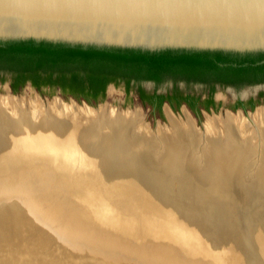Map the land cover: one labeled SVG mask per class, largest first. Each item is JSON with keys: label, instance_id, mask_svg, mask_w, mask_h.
<instances>
[{"label": "water", "instance_id": "water-1", "mask_svg": "<svg viewBox=\"0 0 264 264\" xmlns=\"http://www.w3.org/2000/svg\"><path fill=\"white\" fill-rule=\"evenodd\" d=\"M20 42L259 58L264 57V0H0V46ZM261 88L260 85L246 91L257 94ZM8 89L15 94L10 85ZM248 98L249 95L242 94L241 101ZM237 100L235 96L231 103ZM229 103L223 102L221 113L227 112ZM83 104L91 106L86 101ZM166 108L174 113L168 105ZM183 109L192 115L186 106ZM256 110L238 112L250 115ZM207 115L203 112L204 117ZM197 118L201 119L199 115ZM3 138L10 140L12 147L6 152L0 150V264H89L88 259L95 260L94 264H124L127 258L123 256H130L133 251L148 257L157 252L142 246L143 242L134 237V230L97 217L101 211L89 202L84 201L93 207L91 213L71 203L70 195H77L66 190L62 180L71 176L73 166L76 173L83 170L81 167L88 172L87 163L64 164L59 162L64 159L56 158L58 155L54 162L49 153L22 155L16 151L11 136ZM89 156H94L87 158L89 163L93 160L97 170L117 167L98 153ZM36 160L50 161L42 164L46 173L49 171L47 180L62 186L44 189L34 198L33 191L18 188L39 179ZM46 173L41 172L44 175L40 176ZM76 190L82 192L78 187ZM142 231L146 239L157 240L153 234ZM244 235H248L245 230ZM253 241L256 254L248 256L254 261L249 264H264V236H254ZM55 242L59 244L58 252L52 249ZM126 242L131 245L129 248L123 247ZM107 243L112 244L105 246ZM237 263L245 264L246 259L240 257Z\"/></svg>", "mask_w": 264, "mask_h": 264}, {"label": "rangeland", "instance_id": "rangeland-1", "mask_svg": "<svg viewBox=\"0 0 264 264\" xmlns=\"http://www.w3.org/2000/svg\"><path fill=\"white\" fill-rule=\"evenodd\" d=\"M0 75V79L4 80H0V100L29 102L28 104L30 107L26 104V107L28 106L27 109L25 108L21 111V115H24L23 113H25L26 117H29L30 114H34L36 107L42 105L41 103L43 102L44 104H51L50 106H53L56 102H61L67 107L75 106L82 110H97L103 112L104 108H111L110 110L122 111L123 114L140 111L143 114L144 119L137 124L135 128L148 126L150 129L148 134L150 135L153 133L152 136L157 134L159 128L162 131H167V129L172 127L166 115V106L162 109L161 117L157 110H153L147 105L145 106L142 102V93H145V96L151 95L150 92L153 89L151 83H144L142 86L131 84L130 91L128 92L126 86L127 83L122 79H119L117 84H110L108 86L106 97L103 101L98 102L95 105L88 103L91 105L88 106L83 104L84 100L78 101L75 97L70 95L71 93H81L84 91L86 94H90L92 84L86 75H81L77 79V82L72 80V74H68L64 78L59 73H56L53 77H50L49 75H42L41 77L36 76L21 88L17 94H11L8 89V85L11 87L13 84L18 83L17 73L3 71ZM171 83L172 79H168L160 85L158 88L159 91H165L166 88L170 89L172 87ZM34 84H39L41 90H38ZM261 86L264 87V84ZM258 87L260 86L256 85L239 90L218 88L214 92V99L217 101L218 106L215 109L212 108L213 112H208L209 115L206 117L202 116L200 120H198L194 114H190L194 119L196 128L201 132V134L198 135V138L201 139L202 134L206 131L207 127L212 124L213 119L219 118L222 115V103L225 100H228L231 103L235 96H242L243 92H245V94L243 93V96H247L251 93L249 90L246 91L247 89H256ZM207 90L208 89L198 87L196 92L201 93L202 95H207ZM72 99H75L77 102ZM228 106L227 112L225 113L231 115L235 125H238V123L241 124V121L244 119V124H248L252 129H254L255 126L254 121H252L253 114L260 109H264V106L262 105L257 106L255 112L250 113V115H243L241 112L233 110ZM26 111L31 113H27ZM9 113L14 117L17 115L14 111V114L12 111ZM9 113L6 115H9ZM174 114L177 121L180 120L179 122L183 121V123L187 121L183 108L174 111ZM100 124L102 127L96 126L98 130L96 134L98 137L92 132L89 135H84V133L79 131L77 127H68L60 132L56 130L52 131V133L49 132L50 130L42 129L43 127L35 128L30 131H24L20 128H18V130L14 129L17 132L14 130H2L0 131V150L6 152L11 149L12 146L8 143L11 141L3 138L8 135V137H12L14 147L18 148L16 151L25 154L26 156L30 155V157H33L35 154L49 153L52 154L50 160L53 159L54 162H56V158H62L64 160H59V162L64 164H70L73 162L76 166L77 163H87L89 166H86L88 172H85L84 168L81 167L83 170H78L76 173V168L73 166L71 168L72 172H70L71 176L68 175V179L62 180V185L65 186L66 190L71 189V191L77 195H70L69 199L71 203L79 206L80 209H83L84 211L88 210V213H91L93 207L89 206L88 203H85L89 202L90 205L96 207L97 211H101V216L97 217L110 222L112 225L114 224L115 219L119 220L122 226L128 228H134L136 227L135 225H137V227H139V225H142V227L145 225L150 226L153 225L156 220L158 228L164 227L170 223L188 227L203 225L202 231L204 234L202 238L204 242L209 244V246L215 245L217 247H221L223 244L227 246L229 243L227 229H225L226 226L224 225H227L228 227L242 225V237L245 239V242H242L237 238L235 239L237 233H233L232 231H234V229L231 228L232 230L230 233L234 238V242L228 249H235L243 252L245 256H242V259H246V264H249L250 261L252 263L253 257L248 258V256L252 253L256 254V247L247 245V243L252 242L254 236L258 235L260 231L259 225H264V155L259 157L257 154L258 151L254 156L251 155L249 159L246 158V161H236L234 159L227 160V157L225 156V165L228 167L231 174H226V176H231L233 177L231 179L240 183L242 182V179L245 182H248L247 179L251 178L254 180L250 182L251 184L255 183L256 180H258V185L260 184L259 188L256 189L257 191L252 192L250 190L254 195H250L249 191L246 192L247 195L245 197H247V199L249 198L251 200L250 202L248 200L241 201L238 197H235L234 195L232 196L231 193L227 191L230 189L223 184L224 181L220 176V172L223 171L215 170L212 167L213 164L210 157L203 159V165L201 163L197 164L191 162L182 152H179V156L175 158L163 155L157 159V145L155 146V149L152 148L153 151L146 149V153L141 154L134 151L123 137H101L102 131L100 130H103L106 124L103 121ZM12 131H14L13 134H11ZM176 138L174 137L172 140L168 139L169 141H167L166 144L171 141H180L181 139L179 137L178 139ZM218 139L219 140L217 141L220 142V144L217 141L205 142V139L200 143V147H202L201 149H204V151H206L205 148L210 149L212 143L214 145L218 144L217 147L221 149L222 146L224 147L225 145L223 144L224 142L222 143L221 138ZM257 141H260L259 138L255 141L253 139V145L256 143L259 145V142ZM203 142L204 144L207 143L205 144L206 146ZM49 144H53V146ZM58 148L61 150L59 151ZM175 150L180 151V147L175 146ZM222 151L223 150L221 149L220 152L223 155ZM96 153L102 155V159H109L107 162L114 164L117 162L118 165L116 164V166L118 167H109L106 169L104 167V169L98 167L97 170L92 165L93 160L89 163L87 158L94 159V156L89 155H95ZM115 154L119 161L115 160L117 159L114 157ZM56 155L58 156L56 157ZM69 155L71 157H69ZM63 156H65V158H63ZM32 159L33 158L30 160ZM35 159L37 158L35 157ZM36 161L39 166L38 168L40 169V172L38 173L39 175H37L39 179L35 181L33 180V183H23V185L19 186L20 190H23L24 188V190L33 191V193H35L34 197L42 194L44 189L49 190L52 186L61 185L60 182L55 185V183H51L50 180H47L49 178L47 177L49 171L45 176H40L44 175L40 174L41 172H46V168H44L42 164H49L50 161ZM246 164L248 166H246ZM252 164H254V166ZM239 167L240 171L237 172ZM67 169H70V165L67 166ZM224 175L225 173H223V176ZM101 186L104 188L103 190ZM77 187L82 190V192L77 191ZM97 202L98 205L96 204ZM119 206H121V208H119ZM46 207L49 208V206ZM124 213H130L133 215L132 217H126ZM125 219L129 221H125ZM249 224L251 225L250 227ZM244 230L247 231V236L244 235ZM226 238L228 243L226 242ZM148 239L142 241V246L147 247L149 250L157 249L154 247L157 246V240L155 241L152 238L151 240ZM170 239L172 240L168 239L167 241H171L172 244H175L177 247L182 246V249H177V251H175L177 255L171 257L174 259L160 257L161 260H158L157 258V261L154 264H238L237 262H229V260L221 261L212 259V257L209 258L208 256L203 258L202 256L209 253L207 249L205 251L206 253L201 251H189L187 248L183 247L184 244L180 243V241H176L174 238ZM57 246H59V244L55 242L52 248L55 252H58ZM187 255L192 257V259L187 257ZM87 262L94 264L95 260L88 259Z\"/></svg>", "mask_w": 264, "mask_h": 264}, {"label": "bare ground", "instance_id": "bare-ground-1", "mask_svg": "<svg viewBox=\"0 0 264 264\" xmlns=\"http://www.w3.org/2000/svg\"><path fill=\"white\" fill-rule=\"evenodd\" d=\"M243 93L245 94V92H243ZM26 102L27 101H13V100L12 101H5V100L1 101L0 100V131H2V130H14V129L18 130V128H20L21 130H24V131L25 130L30 131V130H33L35 128L43 127L42 129L50 130L49 132L52 133V131L58 130L60 132L64 129L68 128V127H70V128L77 127L79 129V131L84 133V135H89L91 132L95 135L98 132L96 126L102 127V125L100 123H102V121H103L106 125L104 126V124H103V126L105 128H103V130L102 129L100 130V131H102L101 137H103V138H111V137H113V138L114 137H121L122 138L123 137L128 142V145L134 151L139 152L141 154L146 153L145 152L146 149L153 151L152 148L155 149V146L157 145V148H156L157 149V159H159L163 155H165L166 157L171 156L172 158L173 157L175 158V157L179 156L178 155L179 152H182L183 154L186 155L187 158H189V160L191 162H195L197 164H199V163L202 164V161L204 158L210 157V160H212L211 162L213 164L212 167L215 170L223 171V172H220V174H221L220 176L224 181V183L223 182L222 183L230 189L227 191H229L232 196L234 195L235 197H238L239 200H241V201H243V200L247 201L248 200L250 202L251 200L249 198L247 199V197H245L247 195L246 192L249 191L250 195H254L252 192L257 191L256 189H258L260 186V184L258 185V180H256V179H255L256 182L252 183V184L250 182H252L254 180H252L251 178L247 179L248 182H245L242 179V182L240 183L238 181H234L233 179H231L233 177L226 176V174H229V175H231V174H230L228 167L225 165L226 164L225 160L227 157V160L234 159L236 161H242V160L246 161V158L249 159V157L251 155L254 156V154L257 153L258 151L259 152L257 154L259 157L264 155V109H260V110L256 111V113L253 114L252 121H254V123H255L254 129L249 127L248 124L247 125L244 124L245 123L244 119H243V121H241V124L238 123V125H235L231 115H229L227 113H222V115L219 118H215L212 120V124L209 127H207L206 131L202 134V137L200 139V138H198V135H200L201 132H199V130L196 128V126H195L196 124L194 122L193 117L185 109H184V112H185L187 121L185 123H183V121L182 122H179L180 120L177 121L175 114L166 108V115H167L168 121L170 122L172 127L170 129H167V131L166 130L162 131L159 128L157 130L158 132L156 131L157 134L156 135L154 134L152 136L153 133H151L150 135L148 134L150 132L149 131L150 129L148 128V126L142 127V128H137V127L135 128V126L137 124H139L140 122H142L144 119V116L140 111H136V112L134 111L133 113L129 112V114L128 113L123 114L122 111L121 112L118 110L112 111L113 109L110 110L111 108L110 109L104 108V111L100 112L97 110L96 111L82 110V109H79L75 106L74 107H67L64 104H62L61 102H56V103L54 102L55 104L53 106H50L51 104L50 105L44 104V102H43V103H41L42 105L36 107V109L34 110V114H30L29 117H26L25 113H23L25 116L21 115L22 109H25V108L27 109V107H28V106L26 107V104H28L29 102H27V103ZM24 104H25V106H24ZM29 107H30V105H29ZM11 111H12V113L14 111L17 115H15V117H14L13 115H11L9 113ZM37 111H38V113H37ZM7 113H9V115H6ZM29 113H31V112H29ZM45 117H47V118H45ZM14 131H16V130H14ZM14 131H12L11 134H13ZM96 136H97V134H96ZM176 136H177V138H176ZM174 137L176 139H178V137L181 139H180V141L179 140L178 141H171V142L166 144V142L169 141L168 139L172 140ZM218 138H221L222 143L224 142L223 144L225 145L224 147L222 146V148H221L223 150L222 151L223 155L220 152L221 149H219L217 147L218 144L214 145L212 143L211 144L212 147H210V149L207 148V149H209V150H207L205 148V146H206L205 144H207V143L204 144V142H203V144L205 145L204 148L206 151H204V149H201L202 147H200V143H202V141H204L205 139H206L205 142H208V141L216 142L217 140H219ZM255 138L256 139L259 138V140H260V141H257V142H259V145L256 143L258 146L255 143H254L255 145H253L252 141H253V139L255 141L256 140ZM218 143L220 144V142H218ZM43 144H41V145H43ZM49 145L53 146V144H49ZM175 146L180 147V151L175 150ZM58 149H56V150H58ZM117 151H115V152H117ZM22 155H25V154H22ZM114 157H116V154ZM155 157H156V154H155ZM116 158L117 159H115V160H118V157H116ZM248 161H247V164H248ZM116 164L118 165L117 162H116ZM247 164H246V166H248ZM254 164H252V165L254 166ZM247 168H249V167H247ZM238 169L239 170L237 172L240 171V167ZM223 173H225L224 176H223ZM207 182H205V183H207ZM215 183H216V181H215ZM124 185H126V184H124ZM103 189L104 188L102 187V190ZM19 190H20V188H19ZM23 190H24V188H23ZM106 190H108V189H106ZM96 204L98 205V202ZM119 208H121V206H119ZM142 213H143V211H142ZM124 214L126 215V217H132V215H133L130 213H124ZM125 221H129V220L125 219ZM114 224L118 227L120 226V227L125 228V229L128 228L126 226H122L121 222L119 220H116V219L114 221ZM195 225H197V224H195ZM135 226L136 227H134V228L131 227L128 229L135 231L134 237L137 238L138 242L142 243L141 239H143V240L146 239V237H145L146 234L143 233L142 230H145L146 233L153 234V237H155L157 239V246H154L157 248V249H155V250H157V252H152L156 257H154V255L152 257H148V256L144 257V256H141V255H143L142 253L137 254V252L133 251V253H130V256H128V255L123 256L124 258H127L124 264H154L157 261V258H158V260H161L162 257L171 258V257L177 255L175 251H177V249H179V250L182 249L181 248L182 246L177 247L175 244H172L171 241L170 242L167 241L168 239L172 240L170 238H174V239H176V241H180V243H183L184 244L183 247L187 248V250H189V251L205 252L207 249L209 253L202 256L203 258L208 256L209 258L212 257V259H217V260H221V261L222 260H229V262L232 261V262L236 263V262H238L240 257L245 256L243 254V252L237 251L235 249H233V250L228 249L229 247H231V245L234 242V238L230 233L232 230L231 228L234 229V231H232L233 233H235V232L237 233V235L235 236V239L237 238V239L241 240L242 242H245V239L242 237V234H243V229H242L243 226L242 225L241 226H231V227L224 225V226H226L225 229H227L226 231H227V238H229L228 239L229 243H228L227 238H226V242L228 243L227 246H225L223 244L222 246L220 245L221 247H217L215 245L209 246V244L204 242V240L202 238V236L204 234L202 231L203 225H198L196 227H188V226H184V225H180V224L177 225L175 223H170L164 227L158 228L157 227V220H156L154 222V224L150 225V226L145 225L144 227H142V225H139V228H142V230L140 229L141 231L137 230V228H138L137 225H135ZM146 226H148V227H146ZM250 226L251 225L249 224V227ZM259 226H260V231H259L257 236L261 237V236H264V225H259ZM257 236H256V238H257ZM109 244H112V243H109ZM109 244L107 243L104 245L106 246ZM122 245H123V247H127V248H129L131 246L127 242L122 243ZM247 245L256 247L255 241L247 243ZM109 246H111V245H109ZM257 248H258V245H257ZM22 255H25V254L23 253ZM187 257H189V256L187 255ZM189 258L192 259V257H189ZM171 259H174V258H171ZM14 264H19V262H15ZM68 264H70L69 261H68ZM101 264H108V263L104 262Z\"/></svg>", "mask_w": 264, "mask_h": 264}, {"label": "trees", "instance_id": "trees-1", "mask_svg": "<svg viewBox=\"0 0 264 264\" xmlns=\"http://www.w3.org/2000/svg\"><path fill=\"white\" fill-rule=\"evenodd\" d=\"M263 61V56L242 58L222 53L173 51L142 53L130 50L70 48L33 42L0 46V71L18 75V83L11 86L15 94L36 76L53 77L59 73L64 78L72 74V80L77 82L81 75H86L92 84L90 94L82 90L84 92L70 95L78 101L84 100L92 105L103 101L108 86L114 82L117 84L119 79L127 80L128 92L132 80L153 81L157 84L168 79L202 83L222 82L237 87L261 84L264 83ZM34 86L41 90L39 84ZM168 98L175 111L184 101H187L191 108L196 107V100L191 97L184 98L178 91ZM168 98L156 93L150 96L142 93L141 99L145 106L157 110L162 117V107ZM211 105H214L212 100L206 108L209 109ZM257 105L251 101L247 109L254 110Z\"/></svg>", "mask_w": 264, "mask_h": 264}, {"label": "flooded vegetation", "instance_id": "flooded-vegetation-1", "mask_svg": "<svg viewBox=\"0 0 264 264\" xmlns=\"http://www.w3.org/2000/svg\"><path fill=\"white\" fill-rule=\"evenodd\" d=\"M1 72H3V71H0V74H1ZM122 80L127 83V80H124V79H122ZM165 81H167V80H165ZM144 83H151L152 84L153 89L150 92L151 95L156 93L157 95H162V96L168 98V97L173 96V94H175L173 92L178 91V92H180V94L183 95L184 98L191 97L193 100H196L197 102H196L195 108H191L187 101H184V103L180 107V108H183L184 106H186L189 109V111L196 116V118H197V115L202 117L203 112H207V113L212 112V108H214V109L217 108L218 104H217V101L214 99V92L218 88H220V89L230 88L231 90L232 89L239 90V89H242L245 87H251V86H256V85L260 86V85L264 84V83H261V84L245 85L242 87H237L235 85H229V84H225L222 82L202 83V82H186L184 80L175 81L172 79V83H171L172 87L170 88L172 91L169 88H166V90L162 91V92H160L158 88L163 83L157 84L156 82H153V81H135V80H132L130 82V85L132 84V85L142 86V84H144ZM111 84H115V82L111 83ZM198 87L203 88V89H208L207 90L208 94L202 95L201 93H197L196 89ZM211 100L213 101L214 105H211L209 107V109H207L206 105H208V104L210 105ZM251 101L253 103H257L258 104L257 106L264 104V87L261 88L257 92V94L251 92L249 94V98L246 101H241V96H239L238 100L235 103H230L228 107H231V109L236 110V111H238V110H244L245 112L253 111V110L247 109L248 106L250 105ZM238 104H240L239 107L235 108V106ZM166 105H168L173 111H175V109L172 106V102L169 98L166 99L165 103L163 104L162 109ZM222 106H223V103H222ZM150 108H152V107H150Z\"/></svg>", "mask_w": 264, "mask_h": 264}]
</instances>
